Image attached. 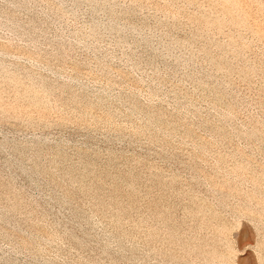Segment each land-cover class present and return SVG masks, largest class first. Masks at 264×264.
I'll use <instances>...</instances> for the list:
<instances>
[{
	"label": "rangeland",
	"instance_id": "1",
	"mask_svg": "<svg viewBox=\"0 0 264 264\" xmlns=\"http://www.w3.org/2000/svg\"><path fill=\"white\" fill-rule=\"evenodd\" d=\"M0 264H264V0H0Z\"/></svg>",
	"mask_w": 264,
	"mask_h": 264
}]
</instances>
